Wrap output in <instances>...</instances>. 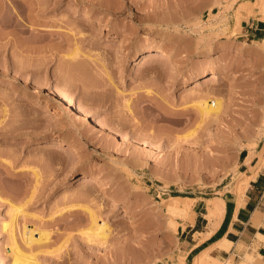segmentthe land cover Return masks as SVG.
<instances>
[{
    "label": "rangeland",
    "instance_id": "rangeland-1",
    "mask_svg": "<svg viewBox=\"0 0 264 264\" xmlns=\"http://www.w3.org/2000/svg\"><path fill=\"white\" fill-rule=\"evenodd\" d=\"M261 1L0 0V264L10 203L15 243L39 264H232L210 248L187 258L180 231L195 206L241 193L246 154L264 162V31L243 29L264 23ZM157 45L179 64L146 67ZM186 197L173 228L166 207ZM89 209L110 229L102 245L84 233Z\"/></svg>",
    "mask_w": 264,
    "mask_h": 264
},
{
    "label": "crops",
    "instance_id": "crops-1",
    "mask_svg": "<svg viewBox=\"0 0 264 264\" xmlns=\"http://www.w3.org/2000/svg\"><path fill=\"white\" fill-rule=\"evenodd\" d=\"M254 22L245 20L243 29L264 31V23ZM239 162L240 178L245 180L240 194L232 191L221 197L224 205L211 218L205 203L195 206L193 213L189 211L179 241L187 258L210 248L209 254L221 261L264 264V162L248 154ZM198 233L203 236L200 243Z\"/></svg>",
    "mask_w": 264,
    "mask_h": 264
},
{
    "label": "bare ground",
    "instance_id": "bare-ground-1",
    "mask_svg": "<svg viewBox=\"0 0 264 264\" xmlns=\"http://www.w3.org/2000/svg\"><path fill=\"white\" fill-rule=\"evenodd\" d=\"M262 3H264V0L261 1ZM264 6V5H262ZM247 9V5H241V7H239L238 11L242 16L245 13V10ZM167 56L168 58H171L172 60L175 61V66L178 65V61L175 59L174 53L173 51L167 47V46H163V45H157L154 48H151L149 50H146L144 53H142V57L141 59H143L145 61V64L147 65L146 67H148L149 63H146L147 61L150 62L151 60H156L159 57H163ZM149 68V67H148ZM144 72V71H142ZM143 74V73H142ZM229 72L226 69H222L220 71H211L210 73L206 74V76H201V77H205L204 80L202 81H214V80H219V78H222L223 76L228 75ZM200 78H196V76L191 77L189 81H194ZM34 86L36 88H42V85L37 82L34 81ZM51 93H53L56 97L62 99L67 105H74L75 107V114L76 117H78L79 119H84L83 121L87 120L91 123H97V121H95L94 119L90 120L85 107L78 103V102H73L71 99L66 98L64 95L65 94H59L58 92H55L54 90L51 91ZM103 123H99L98 125H100V127H103L102 125ZM259 129V128H258ZM118 135H121V138L124 140L125 136L121 134H119V132H115ZM59 142L58 145H65L67 142L64 139H58ZM165 142V141H164ZM142 143L146 144L147 146H149L151 149H153V151H156L157 147H155V145L153 143H151L150 141H147L146 139L142 140ZM167 145V144H166ZM159 147V146H158ZM152 151V152H153ZM156 153V152H154ZM158 153V152H157ZM74 157H79L81 156L79 151L74 149V153H73ZM88 177H91L90 174L84 173L82 178L83 181H88ZM186 201L181 203L178 200H176L175 198L173 199V201L170 203V205L168 204L166 209L168 210L169 213V217H168V222H172L174 221V213L173 211H171V209H174L175 211H178L181 214H185L187 213L190 209H191V201L192 198L190 197H186L185 198ZM217 200L214 201V203H211V205L213 204V207L216 208V206L218 207H222L224 205V201L222 198H216ZM213 201V200H212ZM213 207H210L209 214L212 212ZM74 206H69L67 207L65 210H71L74 209ZM214 208V210H215ZM89 212V216H90V225L87 228V230H85L84 233H86L88 236L87 239H89V241L94 240V242H98L99 245L104 244V240L106 241L107 236L109 235V227L107 225H101L98 223L97 221V216L95 215V213L92 210H88ZM22 213V210L20 208H18L15 204L10 203V217L9 220L7 222H3L1 225V230L3 232L7 233V240H8V247H10V252H11V257H12V264H39L37 260H35V255L29 254V253H25L22 252L18 246L15 243V239H14V234H13V230H14V225H15V221L16 218ZM169 222V224H170ZM175 222V221H174ZM177 223V220H176ZM172 225V224H171ZM177 224L173 223V228L174 226H176ZM171 226V227H172ZM33 230H29L28 232V236L26 237V240L29 243L35 242V241H39L43 238H47L48 234L42 231H39V237L37 239L33 238V234H32ZM175 232V231H174ZM199 234V233H198ZM201 236V233L199 234ZM202 240V238L200 237V239L198 240V243ZM196 244V243H195ZM225 264H230V263H225Z\"/></svg>",
    "mask_w": 264,
    "mask_h": 264
}]
</instances>
